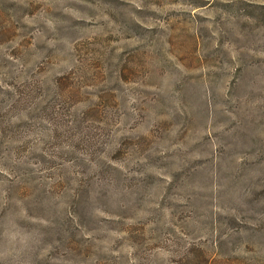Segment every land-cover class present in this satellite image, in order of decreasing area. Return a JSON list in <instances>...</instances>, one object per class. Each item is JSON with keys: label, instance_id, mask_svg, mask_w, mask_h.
<instances>
[{"label": "rangeland", "instance_id": "374dc122", "mask_svg": "<svg viewBox=\"0 0 264 264\" xmlns=\"http://www.w3.org/2000/svg\"><path fill=\"white\" fill-rule=\"evenodd\" d=\"M0 264H264V0H0Z\"/></svg>", "mask_w": 264, "mask_h": 264}]
</instances>
